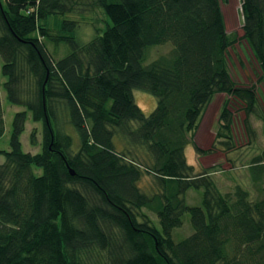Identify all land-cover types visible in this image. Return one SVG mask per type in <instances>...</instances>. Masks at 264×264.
<instances>
[{
	"label": "trees",
	"instance_id": "obj_1",
	"mask_svg": "<svg viewBox=\"0 0 264 264\" xmlns=\"http://www.w3.org/2000/svg\"><path fill=\"white\" fill-rule=\"evenodd\" d=\"M96 10L103 27L94 25L88 40L71 19L60 35L48 31L49 15ZM241 14L264 80V0H242ZM235 39L221 0H0L6 97L27 109L14 116L10 150L0 151V264H264V187L255 200L241 186L222 194L185 155L192 143L206 153L193 139L216 93L244 101L247 115L255 109V87L236 85L229 71ZM49 40L69 53L54 58ZM166 43L171 50L146 64L152 47ZM138 89L157 99L150 114L135 100ZM59 103L78 150L60 127ZM27 111L43 125L34 154L21 142ZM3 115L0 96V138ZM231 119L224 108L222 130H231ZM117 136L127 142L122 151ZM255 162H264V152ZM144 174L160 182V192L140 189ZM191 188L203 190L201 206L186 203ZM143 208L159 226L139 220ZM185 213L193 232L176 242L172 231ZM114 230L121 241L113 242ZM103 251L108 259H89Z\"/></svg>",
	"mask_w": 264,
	"mask_h": 264
},
{
	"label": "rangeland",
	"instance_id": "obj_2",
	"mask_svg": "<svg viewBox=\"0 0 264 264\" xmlns=\"http://www.w3.org/2000/svg\"><path fill=\"white\" fill-rule=\"evenodd\" d=\"M242 0H221L222 13L227 32L235 35L234 44L228 50V66L233 81L238 86H254L257 90V102L255 109L249 115L246 112V104L241 99L227 93H216L203 111L199 128L194 136L197 146L206 151L198 152L193 143L185 149L187 162L194 166L195 175H204L210 178L222 194L233 193L237 186H241L250 194V199L255 200L261 193L258 185L264 187V162L257 163L255 158L264 152V80L262 71L249 43L243 37V17L241 14ZM103 14L100 10L85 15H49L46 25L49 33L58 34L63 32L59 25L66 19L77 21V34L82 39H90L95 33L94 25L103 27ZM48 50L56 59L62 58L69 53L67 44L55 46V41L46 42ZM171 44L166 43L152 47L149 58L145 61L150 63L156 57L166 54L171 50ZM3 60L0 56V96L3 108L5 131L0 138V151L10 150V136L14 116L19 111L27 110L24 106L11 104L6 97V76L2 73ZM135 100L146 114H150L157 105V99L143 90L134 91ZM227 108L231 113V130H222L220 123L221 111ZM56 111L60 117L59 124L63 131L70 134L74 140L75 150L79 149L80 139L74 127L70 124L67 111L62 103L57 105ZM249 126V132L246 127ZM41 122L32 119L30 111H27L25 130L21 135L23 150L31 153L41 151L42 144ZM222 132V134L220 133ZM34 134L33 137L31 135ZM118 151L126 148L127 142L120 136L115 138ZM131 147V146H129ZM134 148V147H133ZM136 150L144 158L148 154L144 148ZM209 150V151H208ZM5 161V156L0 153V164ZM256 173L257 175H255ZM259 179L256 180L255 177ZM205 178V177H204ZM140 189L152 196L161 191L160 182L152 175L144 174L139 181ZM186 203L192 206H201L203 200L202 189H189L185 195ZM139 220L147 221L151 225L159 226L157 214L150 209L143 208L139 211ZM181 227L172 231L173 239L178 242L188 237L192 232L191 217L189 213L183 215ZM117 230H114V241H121ZM109 252H93L90 254L91 261L108 259ZM103 261V260H102Z\"/></svg>",
	"mask_w": 264,
	"mask_h": 264
},
{
	"label": "water",
	"instance_id": "obj_3",
	"mask_svg": "<svg viewBox=\"0 0 264 264\" xmlns=\"http://www.w3.org/2000/svg\"><path fill=\"white\" fill-rule=\"evenodd\" d=\"M70 172H71V174H74V171L72 169H70Z\"/></svg>",
	"mask_w": 264,
	"mask_h": 264
}]
</instances>
